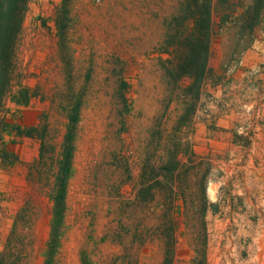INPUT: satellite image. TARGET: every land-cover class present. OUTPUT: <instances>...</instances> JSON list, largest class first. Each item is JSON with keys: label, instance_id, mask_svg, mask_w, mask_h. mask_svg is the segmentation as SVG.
I'll return each instance as SVG.
<instances>
[{"label": "rangeland", "instance_id": "1", "mask_svg": "<svg viewBox=\"0 0 264 264\" xmlns=\"http://www.w3.org/2000/svg\"><path fill=\"white\" fill-rule=\"evenodd\" d=\"M188 9L29 0L7 119L47 123L49 152L79 120L59 227L51 152L32 174L39 140L6 136L0 264H162L170 235L172 264H264V8L250 44L237 12L216 25L200 84L176 66Z\"/></svg>", "mask_w": 264, "mask_h": 264}, {"label": "trees", "instance_id": "2", "mask_svg": "<svg viewBox=\"0 0 264 264\" xmlns=\"http://www.w3.org/2000/svg\"><path fill=\"white\" fill-rule=\"evenodd\" d=\"M189 11L185 19L187 22L186 34L183 36L184 50L177 63L179 75H195L196 83H201V78L208 69L209 44L215 33L216 25H223L234 17L241 35L247 38V44L252 43L257 24L260 21L264 8V0H187ZM29 0H0V167L12 165L17 158L7 148L6 136H28L39 140V153L37 165L41 164L45 155L51 152V170L54 177L51 199L53 200V219L56 227L63 223L66 209L67 181L72 169L75 130L78 123V109L66 123V131L56 151L47 149L46 132L47 123L23 127L7 119L10 112L8 102L17 106L28 104L30 95L26 86L13 89L14 70L16 65V51L22 33L23 24L28 9ZM240 10V11H238ZM220 15V21L214 18ZM190 25V26H189ZM170 52V51H169ZM16 111H19L17 108ZM46 164L45 162H43ZM175 236L170 235L164 241V258L162 264H172L174 258ZM205 254L203 253V257Z\"/></svg>", "mask_w": 264, "mask_h": 264}]
</instances>
